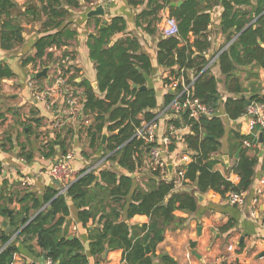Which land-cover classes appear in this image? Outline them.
<instances>
[{"label":"trees","instance_id":"16d2710c","mask_svg":"<svg viewBox=\"0 0 264 264\" xmlns=\"http://www.w3.org/2000/svg\"><path fill=\"white\" fill-rule=\"evenodd\" d=\"M83 2L88 5L91 0ZM128 2L131 6H138L142 0ZM175 2L178 1L149 0L146 9L136 16L137 26L149 34L157 33L162 19L160 12L165 7L178 20V35L162 36L159 40L157 62L168 68L175 77L183 76L185 83L191 86L194 97L215 111L223 102L230 120H238L245 115L252 102L264 103L263 96L246 94L239 73L248 66L251 72L256 68L264 69V0H256V3L253 0H183L180 5H172ZM82 4V0H36L22 13L15 1L0 0L1 48L12 50L24 42L25 29L19 16L33 15L34 20L43 22L42 32L47 34L39 37L34 45L36 53L25 59L24 64L31 63L34 67L40 64L42 69L47 67L54 59L49 49L65 45L66 39L76 34L62 24L70 17L72 10L80 8ZM216 5L222 7L220 29L229 44L217 58L228 94L225 101L218 89L220 80L210 67L206 69L210 59L205 53L211 47L208 30L211 11ZM126 29L127 22L121 16L113 17L105 27H101L99 19L96 34L89 37V56L97 69V89L88 79L77 83L75 73L67 81L84 90L82 94L75 91L83 99L78 118L90 120L84 132L91 148L103 150L97 158L106 157V160L115 161L127 173L105 168L86 173L83 171L70 183L65 194H59V189L49 187L42 198L28 190L22 198L14 197L13 193L9 196L0 195V219H7L10 223V228L0 229V249L3 248L0 264L12 263V255L17 250L12 242L16 232H19L18 238H24V244L31 250L34 249L32 242L41 232V246L48 251L47 257L57 264H90L80 239H67L61 230L70 213L67 198L79 209L78 218L84 227H87L91 218L96 219L97 214L100 215L98 228L91 236L90 253L93 256L102 255L108 248H120L123 249L121 264H153L156 246L164 240L167 228L173 224L182 225L185 221L175 212L193 213L198 210L197 191L201 194L215 191L228 198L231 192L247 191L253 183L255 167L263 151L258 147L260 142L256 134L261 133L264 139V127L257 123L250 134H242L240 131L231 134L229 144L235 153H239L231 166L232 172L239 177V181L234 183L229 175L217 169L219 159L216 155L222 149L226 135L225 120L218 115L208 117L203 114L194 118L186 110L180 117L170 114L166 120V134L171 125L187 128V131L173 139L165 158L168 161L173 154L191 152L193 160L184 165V176L192 186L177 189L176 178L170 174L163 177L160 171L151 173L146 187L135 184L134 173L145 164L152 145L139 139L136 132L143 122L155 120L159 113V103L156 90L147 85L153 64L149 55L142 50L139 39L127 37L113 41L114 36L125 33ZM52 30L57 32L51 33ZM191 37H194L193 41ZM67 55L73 58L71 52L66 51L63 57ZM71 67L66 72L71 71ZM191 71L193 78L190 76ZM13 75L8 64L0 63V82ZM164 81L169 82V79ZM181 88L179 85L177 92ZM175 97V92L166 91L165 106ZM180 99H185V95L180 96ZM24 126L31 132L30 125ZM105 128L109 136L103 144ZM245 141H250L252 145L247 146ZM9 142L12 141L9 139ZM43 143L46 158L56 156L59 150L66 153L69 147L60 135ZM20 156L30 161L34 151H23ZM15 200L22 203L31 200L32 208L36 210L43 206L45 208L24 226L27 221H22L24 207L20 210L10 208ZM55 214H61V217L52 222ZM137 214L147 215L150 218L149 224L129 225L126 220ZM147 244L150 245L151 254L146 251ZM10 246L14 249L11 250ZM161 259L172 261L168 255H163Z\"/></svg>","mask_w":264,"mask_h":264},{"label":"crops","instance_id":"0c3cea01","mask_svg":"<svg viewBox=\"0 0 264 264\" xmlns=\"http://www.w3.org/2000/svg\"><path fill=\"white\" fill-rule=\"evenodd\" d=\"M12 1H15L18 4V10L24 13L26 8L36 0ZM148 2L149 0H142L140 5L131 6L128 0H116L106 7L104 15L88 16L90 9L82 0V6L73 9L70 17L62 24V26L72 29L76 34L72 38H67L65 45L49 49L54 59L47 66L49 68L47 75L34 78L35 87L39 93L53 82L52 65L57 63L66 51L73 55L70 72L71 74L75 73V81L79 83L88 79L97 89V69L89 56L88 40L91 35L96 34L99 19L102 26L105 20H108L107 23H109L113 17L121 16L127 22V29L125 33L114 36L113 41L127 37L139 39L142 50L149 55L153 64L147 85L156 90L158 110L159 113H162L166 94L164 79L170 75V70L157 62L158 42L164 36L161 29L162 19L155 34L147 33L136 24V16L146 9ZM253 3H256V0H253ZM167 14H170V11L168 7H165L160 12V16L163 18ZM221 14L222 7L214 6L208 30L211 47L205 56L210 59V68L220 80L218 89L225 101L228 94L224 87V76L220 72L217 58L229 44L226 42V35L220 29ZM42 17L45 19L44 16ZM19 19L25 29L24 42L12 50H4L0 46V63L8 64L14 73L11 78H5L0 82V167L2 169L0 195L9 196L13 193L14 197L22 198L25 191L28 190L29 193H36L38 197L42 198L44 191L49 187L57 188L59 192L64 188L67 183L59 182L47 172L56 157L62 152L59 150L56 156L46 158L43 153L46 149L42 147L43 142L55 139L58 135L67 141L69 145L67 152L73 153L71 164L78 175L83 171L86 173L102 168L116 169L119 173H127L117 162L106 160V157L92 160L102 154L103 150L90 147L89 139L84 132L86 126L84 119L81 120L76 113H71L64 96L54 95L42 99L34 94L29 84V78L36 74L34 73L36 70L31 63L24 64V60L36 53L34 47L36 41L47 32H42L44 30L43 22L38 19L34 20L33 15H20ZM55 31L57 32V30H52L51 33ZM193 40L194 37H191V41ZM249 68L250 66L239 72L246 94L264 96V69L256 68L251 72L248 71ZM190 76L193 78L192 71ZM73 86L81 94L84 91L78 85L74 84ZM169 115L168 112L161 114L159 135L166 134L162 132L164 129L168 130L166 120ZM218 115L226 122V135L223 139V147L216 155L219 159L217 169L223 174L229 175L230 179L237 183L239 177L231 170L237 153L232 145L230 146L229 140H232L233 131H240L242 134L253 132L249 125L252 116L245 114L238 120H230L225 113L223 102L218 108ZM38 121L39 127L37 126ZM24 124L31 126V132ZM186 131L187 128H179L176 137ZM256 135L260 142L258 147L263 151L260 153L259 162L255 167L253 183L245 191L244 204L232 203L229 198H225L215 191H209L206 194L197 191L198 210L193 213L175 212L178 217L185 218V221L182 225L173 224L167 228L164 240L156 246L153 264H264V139L262 137L263 140L260 141L261 133ZM9 139L12 142H9ZM59 142L60 140L57 144ZM28 150L34 151V156L30 161L20 156V153ZM180 155L181 152L169 157L168 165H174L173 174L180 161ZM150 175L151 172L147 164H144L139 171L134 173L135 184L146 187ZM29 177L32 178L34 185H26V179ZM191 186L192 183L185 181L176 185V188ZM258 187H261L263 192L260 202L255 205L257 212L254 213L253 199ZM130 198L131 195L128 197V201ZM67 200L70 213L61 226L66 238L80 239L90 264H121L123 249L108 248L100 256H93L90 253L91 236L94 234L93 231L98 228L100 215L97 214L96 219L91 218L87 227H84L78 218L79 209L71 199L67 198ZM32 204L31 200L27 203L15 200L10 204V208L20 210L24 207L22 217L26 214V219L29 221L34 219L45 207L36 210L32 208ZM60 217L61 214H55L52 222H56ZM3 220L5 219H0V224ZM126 221L131 226H138L149 224L150 218L147 215L137 214ZM18 234L19 232H16L12 238L17 250L14 251L11 264H38L46 252L41 246L39 237L32 242L34 249L31 250L24 244V238H18ZM151 253L152 250L148 254ZM163 255H168L172 261L162 260ZM47 259L46 255L45 261Z\"/></svg>","mask_w":264,"mask_h":264},{"label":"built area","instance_id":"2783aa9c","mask_svg":"<svg viewBox=\"0 0 264 264\" xmlns=\"http://www.w3.org/2000/svg\"><path fill=\"white\" fill-rule=\"evenodd\" d=\"M116 0H91L88 4L89 9H93L98 5L109 6L111 3ZM162 33L164 36H177L179 33L178 20L167 14L162 18ZM72 64V58L67 55L62 57L57 63L52 65L53 71V82L47 88H45L41 93H39L37 87H35L34 77L29 78L30 87H32L34 94L38 98L45 99L46 97H52L54 95H62L65 97V101L69 106L71 113L80 114L81 109V101L83 100L80 95H78V91L74 88V86L70 85L67 81L71 72H66L70 69ZM211 65V61L206 65V69ZM34 73H38L42 70V67L37 65L35 67ZM184 71V70H182ZM169 82H165L166 91H173L176 94V97L173 101H171L167 106L164 107L162 113H158L155 120L150 122H143L142 127L139 128L136 132V136L139 139H143L146 143H152L150 145L145 164H147L148 169L152 173L153 171H160L163 177L169 176L168 173V161L165 158V155L169 151L170 145L173 143V139L176 138V132L179 131V128L174 126H170L169 133L164 135H159V118L161 114L164 112H168L169 114L180 117L183 111L188 110L190 112V116L194 118H198L201 114L206 115L208 117L218 115V109L215 111L213 107L203 103L200 99L194 97L191 86L185 83V79L183 76L175 77L170 73L168 76ZM181 85L182 88L179 92H177L178 86ZM78 93H76V92ZM185 95V99L181 100L180 96ZM247 115H251V119L249 121L250 129L253 131L254 127L257 123H260L264 127V103H256L252 102L248 106ZM219 116V115H218ZM85 124L88 125L90 123L89 119H84ZM247 146H251L252 143L250 141L244 142ZM73 157L72 152L62 153L58 157H56L52 166L48 169V174L51 175L54 179L59 182L67 183L64 185V188L59 192L60 194H65L70 183L75 181L78 178V174L74 171L71 159ZM193 160V156L191 152L184 151L180 155V161L178 163L177 168H175L174 177L176 178L175 184L183 183L186 181L185 179V167L184 165ZM183 164V165H181ZM26 185H34L32 178L26 179ZM262 188L258 187L256 193L254 195L253 203L254 206L260 202V197L262 194ZM229 200L232 203H238L240 205L244 204L245 201V192L235 193L231 192L228 195ZM257 212L256 206L254 207V213ZM264 225V219H263ZM2 225L0 224V229ZM3 249V248H2ZM0 249V252L2 251ZM45 264H57L55 261L50 258L47 259ZM236 264V263H231Z\"/></svg>","mask_w":264,"mask_h":264},{"label":"water","instance_id":"95a60500","mask_svg":"<svg viewBox=\"0 0 264 264\" xmlns=\"http://www.w3.org/2000/svg\"><path fill=\"white\" fill-rule=\"evenodd\" d=\"M182 2L183 1H178V2H175V3H172V5H180V4H182ZM106 7H108V6H102V5H98L97 7H95V8H93V9H90L89 10V12H88V16H96V15H104L105 14V9H106ZM107 22H108V20H105V22L103 23V25L101 26V27H105L106 26V24H107ZM48 67H45V68H43V70H41L40 72H38V73H36L35 75H33V77L34 78H41L42 76H46L47 75V72H48ZM136 86V85H135ZM142 88H145V87H142ZM264 97V96H263ZM82 118V117H81ZM106 131V132H105ZM107 133H108V131H107V129L105 128L104 129V134H103V138H102V143L103 144H105L106 142H107V139H108V136L109 135H107ZM263 139H262V136L260 135V141H262ZM239 156V153H237L236 154V158ZM228 159V158H227ZM174 168V165L173 164H170V165H168V171H169V174L170 175H173L174 176V174L172 173V169ZM45 207H43V209H44ZM49 209H50V207H49ZM27 210V209H26ZM26 218H27V215L26 214H24L23 215V217H22V221H26ZM33 219H30L29 221H26V223H25V225L24 226H26L29 222H31ZM1 225H2V227H4V228H10V223H9V221L7 220V219H5V220H3L2 222H1ZM39 238H41V232H40V234H39ZM10 249L11 250H13L14 249V247L13 246H10ZM146 251H147V253H150L151 252V248H150V245L149 244H147V246H146ZM48 254V251H46V252H44V258L43 259H41V260H39L38 261V264H45L46 263V261H45V257H46V255ZM12 258H14V253H13V255H12Z\"/></svg>","mask_w":264,"mask_h":264},{"label":"rangeland","instance_id":"374dc122","mask_svg":"<svg viewBox=\"0 0 264 264\" xmlns=\"http://www.w3.org/2000/svg\"><path fill=\"white\" fill-rule=\"evenodd\" d=\"M167 131H168L167 129H164V131H163L162 133H167ZM179 135H181V134H179ZM179 135H178V136H179ZM175 139H176V138H175ZM181 153H183V152H181ZM97 159H98V158H93L92 160L95 161V160H97Z\"/></svg>","mask_w":264,"mask_h":264}]
</instances>
